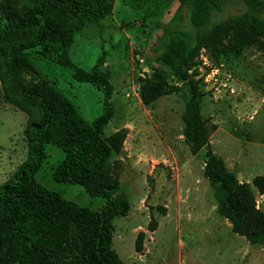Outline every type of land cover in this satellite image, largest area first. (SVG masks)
I'll list each match as a JSON object with an SVG mask.
<instances>
[{"label":"rangeland","instance_id":"1","mask_svg":"<svg viewBox=\"0 0 264 264\" xmlns=\"http://www.w3.org/2000/svg\"><path fill=\"white\" fill-rule=\"evenodd\" d=\"M25 1L11 0V5L19 10ZM245 8L232 1L214 13L211 23ZM149 11L152 16L144 18ZM166 24L195 33L179 0H150L140 9L116 0L103 25H87L70 47L72 62L87 70L104 51L105 65L114 73L116 111L101 137L106 141L124 131L107 167L129 206L112 219V248L123 264H264V242L237 232L221 211L219 183L205 171L206 147L193 151L186 140L189 85L154 51ZM230 40L226 36L217 48L202 47L190 73L203 91L200 110L212 152L239 184H248L256 209L264 212V37L239 48ZM38 49L26 50L35 72L25 71L21 79L43 77L86 120L100 115L103 92L74 80L69 67L43 58ZM155 72L177 88L146 104L141 91L147 79L159 81ZM27 122L28 115L7 102L0 87V184L27 158ZM62 157L60 148L48 144L36 180L83 207L101 209L105 198L53 177Z\"/></svg>","mask_w":264,"mask_h":264},{"label":"trees","instance_id":"2","mask_svg":"<svg viewBox=\"0 0 264 264\" xmlns=\"http://www.w3.org/2000/svg\"><path fill=\"white\" fill-rule=\"evenodd\" d=\"M115 1L26 0L17 10L11 0H0V87L4 99L28 115L27 158L0 184V264H123L112 248V219L124 215L129 205L125 195L118 193L119 182L107 163L111 151L120 148L124 131L106 141L101 137L102 127L116 111L114 73L105 65L104 51L89 70L70 58L75 35L89 24L102 26ZM149 1L129 0V5L140 9ZM166 1L171 0H157ZM232 1L243 3L245 10L212 24L214 13L224 11ZM179 8L186 9L195 33L177 24L163 25L154 51L189 85L186 140L193 151L207 149L205 171L219 183L222 213L251 242H264V212L256 209L248 184H239L212 152L200 110L203 91L190 73L202 47L217 48L226 36L237 48L264 37V0H179ZM152 14L149 11L143 17L149 19ZM35 47L43 58L69 67L74 80L102 91L103 112L88 121L49 80L23 81V72H35L26 51ZM154 74L159 81L147 79L141 91L146 104L177 88ZM48 144L63 151L53 177L105 198L101 209L83 207L36 180Z\"/></svg>","mask_w":264,"mask_h":264}]
</instances>
